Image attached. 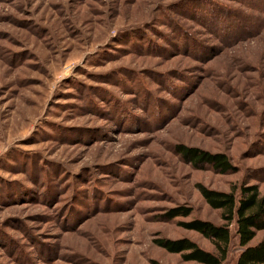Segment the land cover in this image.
Here are the masks:
<instances>
[{
    "label": "rangeland",
    "instance_id": "1",
    "mask_svg": "<svg viewBox=\"0 0 264 264\" xmlns=\"http://www.w3.org/2000/svg\"><path fill=\"white\" fill-rule=\"evenodd\" d=\"M199 184L264 195V0H0V264H196Z\"/></svg>",
    "mask_w": 264,
    "mask_h": 264
},
{
    "label": "trees",
    "instance_id": "2",
    "mask_svg": "<svg viewBox=\"0 0 264 264\" xmlns=\"http://www.w3.org/2000/svg\"><path fill=\"white\" fill-rule=\"evenodd\" d=\"M218 22L226 25L225 20ZM236 23H230L228 29H232ZM238 27V26H237ZM234 32V29H233ZM181 158L194 169L212 168L214 171L226 174L234 170L230 159L225 154H213L201 149L181 145L178 148ZM197 188L206 204L214 211L221 214L223 225H216L209 221L195 220L190 223H181L186 230L195 232L209 241L214 252L201 248L196 242L187 238L172 241L166 239L156 240L157 246L168 253L180 255L186 263L196 264H225L229 258L233 235L231 228L236 226V236L239 246L242 248L236 264H264V241L251 245L257 233L264 231V195L257 185H244L239 194L232 192H220L197 185ZM190 208L173 209L168 212L166 219L187 218L191 216ZM157 264V263H154Z\"/></svg>",
    "mask_w": 264,
    "mask_h": 264
}]
</instances>
